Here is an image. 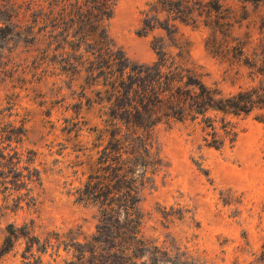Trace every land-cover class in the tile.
Segmentation results:
<instances>
[{
	"label": "trees",
	"instance_id": "1",
	"mask_svg": "<svg viewBox=\"0 0 264 264\" xmlns=\"http://www.w3.org/2000/svg\"><path fill=\"white\" fill-rule=\"evenodd\" d=\"M122 1L0 0L1 48H27L34 68L44 67L66 78L70 89H81L88 106L99 107L100 119L91 130L93 147L84 149L87 160L80 164L86 167L85 180L75 191L77 202L96 210L95 232L86 236L81 228L53 230L38 237L33 225L11 224L0 258L23 240L26 264H208L189 242L172 233L164 238L146 233L147 217L140 204L156 177L168 170L158 130L188 125L200 130L205 147L232 148L237 133L216 114L239 116L264 109V91L223 95L209 87L191 58L189 42L180 35V25H209L223 0L150 2L142 12L139 35L165 33L152 41V64L131 61L110 35V22ZM1 121L0 184L29 195L40 173L29 159L25 175L20 170L23 154L11 146L21 141L24 127H2ZM170 217L163 216L165 229ZM262 249L259 260L264 264Z\"/></svg>",
	"mask_w": 264,
	"mask_h": 264
},
{
	"label": "rangeland",
	"instance_id": "2",
	"mask_svg": "<svg viewBox=\"0 0 264 264\" xmlns=\"http://www.w3.org/2000/svg\"><path fill=\"white\" fill-rule=\"evenodd\" d=\"M152 1L123 0L109 26L116 44L138 64L155 62L152 41L165 36L160 30L139 35L142 12ZM180 35L189 42L191 58L209 87L223 95L264 91V3L223 0L209 25H180ZM1 47L2 127H24L21 141L11 146L23 154L20 170L26 175L24 167L33 159L31 167L40 179L29 186V195L0 184V249L11 224L33 225L38 237L77 228L91 235L96 210L77 202L75 191L85 180L86 167L80 164L87 160L84 149L93 147L91 130L100 125L99 107L88 106L81 89H70L66 78L34 68L27 48ZM216 117L234 127L232 148L205 147L200 130L188 125L158 130L168 170L156 177L140 204L147 217L146 233L161 238L172 233L182 243L189 242L208 264H262L264 109ZM165 213L171 214L168 229L163 225ZM24 249L21 240L0 264H26Z\"/></svg>",
	"mask_w": 264,
	"mask_h": 264
}]
</instances>
